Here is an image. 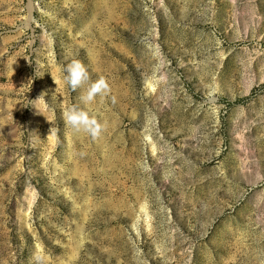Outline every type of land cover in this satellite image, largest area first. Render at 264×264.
Masks as SVG:
<instances>
[{"label":"rangeland","instance_id":"1","mask_svg":"<svg viewBox=\"0 0 264 264\" xmlns=\"http://www.w3.org/2000/svg\"><path fill=\"white\" fill-rule=\"evenodd\" d=\"M0 264H264V0H0Z\"/></svg>","mask_w":264,"mask_h":264},{"label":"clouds","instance_id":"2","mask_svg":"<svg viewBox=\"0 0 264 264\" xmlns=\"http://www.w3.org/2000/svg\"><path fill=\"white\" fill-rule=\"evenodd\" d=\"M62 71L64 73V84L69 86L73 91L85 89L83 94L79 97V100L85 105L94 102L97 96H107L111 91L110 84L105 77L100 76L97 80L91 81L87 68L79 60L73 59ZM51 77L56 85L60 84L59 79L52 75ZM32 102L34 105L44 103V95L42 94L38 99ZM62 118L65 125L72 128L74 132L86 133L93 139L99 138L105 129V125L101 123L96 116L91 115L87 110L75 104L63 110ZM50 132H52L53 135L55 134L54 129H50Z\"/></svg>","mask_w":264,"mask_h":264}]
</instances>
